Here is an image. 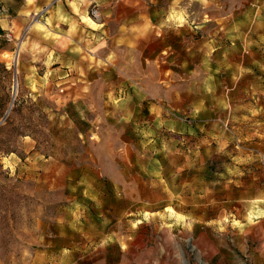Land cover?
<instances>
[{
  "label": "rangeland",
  "instance_id": "rangeland-1",
  "mask_svg": "<svg viewBox=\"0 0 264 264\" xmlns=\"http://www.w3.org/2000/svg\"><path fill=\"white\" fill-rule=\"evenodd\" d=\"M137 4L0 38V264H264V0Z\"/></svg>",
  "mask_w": 264,
  "mask_h": 264
},
{
  "label": "crops",
  "instance_id": "crops-1",
  "mask_svg": "<svg viewBox=\"0 0 264 264\" xmlns=\"http://www.w3.org/2000/svg\"><path fill=\"white\" fill-rule=\"evenodd\" d=\"M95 1L99 5L101 16L98 21L99 24L97 22L93 23L96 27L100 26L99 28L89 24L87 26L82 22H87L89 17L87 15V3L85 2L70 0H0V38L6 39L8 32L12 36H16L21 29L27 28L28 30H32L36 29V25L42 24L45 28L52 30L55 35L60 37L56 41L58 45L57 52H66L68 58L72 60V67L78 68L81 63L85 64V61L82 59L86 57L85 54H90L88 49L91 46H96L95 53L93 52L95 55L103 57L110 55L111 50L107 46L113 44V38H109L104 24L113 17H107L108 14H117L119 12L131 13L130 17L127 15L122 17L126 21L119 22L128 31L133 26L137 27L138 12L145 14L144 23L148 25L146 20V17H149L148 11L144 6L137 4L138 0ZM48 4H51L48 12L34 19V14ZM75 8H77V11ZM83 13L86 15H81V21L79 15ZM133 13L135 14L134 16ZM132 34V32L125 33L124 40H121V43L123 41L127 45L126 50L131 52H133L132 45L134 42ZM114 39L117 40L120 37L116 35ZM20 43L22 41L19 42L18 47L21 45ZM4 50H7V48H4Z\"/></svg>",
  "mask_w": 264,
  "mask_h": 264
},
{
  "label": "built area",
  "instance_id": "built-area-1",
  "mask_svg": "<svg viewBox=\"0 0 264 264\" xmlns=\"http://www.w3.org/2000/svg\"><path fill=\"white\" fill-rule=\"evenodd\" d=\"M70 1H77V2H85L87 3V15L91 17L93 20H98L101 16L99 5L96 3L95 0H70ZM51 4L44 6L39 12L34 14V19L39 18L46 14L50 8ZM6 39L12 41L14 36L10 32L6 34Z\"/></svg>",
  "mask_w": 264,
  "mask_h": 264
},
{
  "label": "bare ground",
  "instance_id": "bare-ground-1",
  "mask_svg": "<svg viewBox=\"0 0 264 264\" xmlns=\"http://www.w3.org/2000/svg\"><path fill=\"white\" fill-rule=\"evenodd\" d=\"M91 18V17H90ZM92 19V18H91ZM21 46V45H20ZM20 46H19V48H20ZM15 55H17L18 56V52L15 54ZM15 55H9L10 56V58H11V61L14 63V64H16L17 63V56H15ZM17 71V70H16ZM14 84H15V79H14ZM16 89H17V85L14 87V92H16ZM9 106H11V103H10V105Z\"/></svg>",
  "mask_w": 264,
  "mask_h": 264
},
{
  "label": "water",
  "instance_id": "water-1",
  "mask_svg": "<svg viewBox=\"0 0 264 264\" xmlns=\"http://www.w3.org/2000/svg\"><path fill=\"white\" fill-rule=\"evenodd\" d=\"M18 52V50H16V53ZM8 112V111H7Z\"/></svg>",
  "mask_w": 264,
  "mask_h": 264
}]
</instances>
